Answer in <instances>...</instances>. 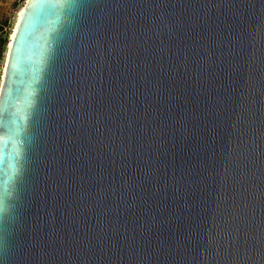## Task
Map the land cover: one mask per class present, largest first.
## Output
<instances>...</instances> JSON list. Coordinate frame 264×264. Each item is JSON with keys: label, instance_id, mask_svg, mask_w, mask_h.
I'll return each mask as SVG.
<instances>
[{"label": "water", "instance_id": "water-1", "mask_svg": "<svg viewBox=\"0 0 264 264\" xmlns=\"http://www.w3.org/2000/svg\"><path fill=\"white\" fill-rule=\"evenodd\" d=\"M15 42L0 264H264V0H82L13 76Z\"/></svg>", "mask_w": 264, "mask_h": 264}, {"label": "snow or ice", "instance_id": "snow-or-ice-1", "mask_svg": "<svg viewBox=\"0 0 264 264\" xmlns=\"http://www.w3.org/2000/svg\"><path fill=\"white\" fill-rule=\"evenodd\" d=\"M81 4L82 0H35L33 4L34 11L24 25V30L22 32L18 31V35L12 37V40L16 41L13 50L9 52V61L13 76H15L16 72L19 70L20 64L24 59L25 49L28 45V35L34 20L40 17L46 19L49 15L55 14L56 22H60L62 16H71L73 11L81 6ZM18 15L22 17L23 11ZM16 28L19 30V25H16ZM41 70L42 69H37V74ZM5 71H7V68ZM8 96L9 98L12 96L11 85H9Z\"/></svg>", "mask_w": 264, "mask_h": 264}, {"label": "rangeland", "instance_id": "rangeland-1", "mask_svg": "<svg viewBox=\"0 0 264 264\" xmlns=\"http://www.w3.org/2000/svg\"><path fill=\"white\" fill-rule=\"evenodd\" d=\"M27 0H0V24H3V33L0 35L5 43L0 46V74L4 62L9 34L13 28L18 12ZM1 78V77H0Z\"/></svg>", "mask_w": 264, "mask_h": 264}, {"label": "bare ground", "instance_id": "bare-ground-1", "mask_svg": "<svg viewBox=\"0 0 264 264\" xmlns=\"http://www.w3.org/2000/svg\"><path fill=\"white\" fill-rule=\"evenodd\" d=\"M22 9H23V8H21V9L19 10L18 14L22 12ZM19 18H20V16L17 15V18H16V20H15V23H14V25H13V28H12L10 34H9V40H8V42H7L6 54H5L4 62H3V65H2V72H1V78H0V86H1V81H2V78H3V70H4V66H5L6 57H7V54H8V48H9V46H10V44H11L12 37H13L14 34H15V31H16V25H18Z\"/></svg>", "mask_w": 264, "mask_h": 264}, {"label": "trees", "instance_id": "trees-1", "mask_svg": "<svg viewBox=\"0 0 264 264\" xmlns=\"http://www.w3.org/2000/svg\"><path fill=\"white\" fill-rule=\"evenodd\" d=\"M3 33V24H0V35ZM5 43L4 39L0 38V46Z\"/></svg>", "mask_w": 264, "mask_h": 264}, {"label": "built area", "instance_id": "built-area-1", "mask_svg": "<svg viewBox=\"0 0 264 264\" xmlns=\"http://www.w3.org/2000/svg\"><path fill=\"white\" fill-rule=\"evenodd\" d=\"M0 77H1V74H0Z\"/></svg>", "mask_w": 264, "mask_h": 264}]
</instances>
